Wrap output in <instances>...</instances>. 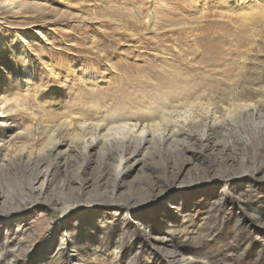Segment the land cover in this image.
I'll use <instances>...</instances> for the list:
<instances>
[{"label":"rangeland","instance_id":"374dc122","mask_svg":"<svg viewBox=\"0 0 264 264\" xmlns=\"http://www.w3.org/2000/svg\"><path fill=\"white\" fill-rule=\"evenodd\" d=\"M17 1L27 5L21 12H0V93L17 110L5 130H16L18 147L26 131L44 134L68 110L89 119L142 113L155 103L147 96L155 88L177 92L172 81L207 93L220 119L238 99H264V0H161L153 11L152 0ZM251 1V16L232 11ZM261 129L250 122L228 140L215 130L211 152L187 142L202 150L199 160L171 145L146 146L134 165L98 149L44 155L41 170L16 162L0 174V211L9 221L0 229V264H171L176 247L188 264H264ZM59 137L72 143L65 132ZM254 168L263 169L258 183L212 180ZM42 171L45 182L34 187L43 192H30ZM28 203L36 205L9 213ZM69 205L80 208L63 215ZM142 225L165 238L160 249Z\"/></svg>","mask_w":264,"mask_h":264},{"label":"bare ground","instance_id":"6f19581e","mask_svg":"<svg viewBox=\"0 0 264 264\" xmlns=\"http://www.w3.org/2000/svg\"><path fill=\"white\" fill-rule=\"evenodd\" d=\"M237 2V1H236ZM164 1L152 0L151 1V11L156 10V8H163ZM256 2L251 1L248 6H238L236 13L252 15L255 13L256 9L249 10L253 4ZM26 3L17 0H0V12L15 11L17 13L21 12L22 9L26 7ZM248 7V8H247ZM247 8V9H246ZM249 10V11H247ZM252 11V12H250ZM242 12V13H241ZM257 12V11H256ZM234 13V12H233ZM154 19V18H153ZM3 45H0V54L2 53ZM19 55L25 56L24 49H21ZM54 72L53 70H50ZM174 79L175 80V74ZM172 84L178 86L179 89L174 94L171 93L172 88L163 89L159 86L152 90L151 93L147 94L148 97L156 98L155 103H148L143 105L141 108L142 113H118L117 111H112L109 114H99L95 113L93 118L84 117L80 112H74L68 110L64 115L65 117L59 118L53 122L52 126H48L47 130L44 131L46 135L37 132L35 130L26 131L27 139L22 147H18L17 142H13L17 138L16 130L8 128L5 130L8 121L11 120L13 116L17 114V110L12 107L13 100L3 98L0 93V174H4L7 169L12 168L16 162H21L30 166L32 164L36 168H43L42 161L40 160L42 156H61L64 152H77V150L88 155L94 150H99L103 152H116L120 157L121 164L133 162V165L137 163L138 157L145 149L146 146H153L158 148H165L171 145H175L181 149L182 152L186 153L191 151V155L187 161L202 158V150L196 151L191 149V147L186 146L187 142L193 141L201 146L202 149L213 151L219 144L212 138L211 134L219 133L223 138L227 140L232 137V135L243 134V130L247 133V126L251 122L254 127L262 131L261 126L264 127V121L258 122L259 118L264 115V99L256 100L255 102H250L242 99H238L230 107H226L225 115L218 117V107L215 106L210 101H205V93H195L192 91L191 87L187 82L179 81L178 85L175 81ZM191 89V90H189ZM236 89V88H235ZM173 90V89H172ZM27 95L28 92H24ZM264 96V88L262 93L259 94ZM146 93L144 92V98ZM264 98V97H263ZM217 132H214V131ZM62 132L70 136L72 143L70 145H64L63 141L60 139ZM44 135V138L41 136ZM41 137V138H40ZM245 142H250V137H245ZM43 141V148L37 147V143ZM13 143V144H12ZM29 144L27 147L25 145ZM16 145V146H15ZM63 148H67L64 150ZM6 152V159L1 158L2 151ZM210 151V152H211ZM217 160V157H216ZM233 159L224 161L227 167H232L234 165ZM132 165V166H133ZM130 169V168H129ZM45 171V170H44ZM42 171L39 174V178L32 179L33 182L30 185V192L37 191L43 192L42 185L45 182V177L47 173ZM263 171L261 168H254L250 171H246L238 176L227 175L225 178H220L214 176L213 181L218 180L220 182H225V185L233 186L237 184H244L248 182H259L260 174ZM181 171L178 172L176 176H179ZM34 182L37 184L42 183L41 187H34ZM86 181L83 185L86 186ZM201 183V181L194 182ZM78 191H81V187H78ZM153 194V193H152ZM163 195L164 192L161 191L159 195ZM3 195L0 194V202L3 201ZM184 200V197H181ZM36 203H28L26 207H17L10 210L11 215H18L21 212L30 209ZM93 206V203L87 204ZM81 206H84L81 205ZM85 207V206H84ZM80 208L77 206H67L62 210L63 215L69 213H74ZM256 213L259 211H255ZM9 226V221L6 223L4 220V213L0 211V229L7 228ZM145 228L146 235L149 236L148 244H151L157 249H160L159 242L165 241V238L160 236L158 233L155 235L151 233L147 225H142ZM143 228V229H144ZM65 245V243H62ZM153 248V247H152ZM3 251L0 250V258L2 257ZM181 251L178 247L174 249V254H172L171 264H188L189 259H184L181 257ZM77 258V255H76ZM80 259V260H79ZM74 264H82L81 258L77 261L73 260ZM131 264V263H130Z\"/></svg>","mask_w":264,"mask_h":264}]
</instances>
